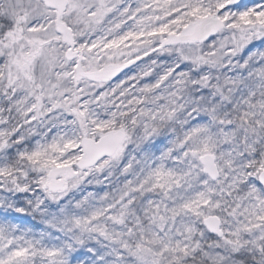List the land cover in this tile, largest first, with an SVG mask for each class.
Returning <instances> with one entry per match:
<instances>
[{"label":"snow or ice","instance_id":"1","mask_svg":"<svg viewBox=\"0 0 264 264\" xmlns=\"http://www.w3.org/2000/svg\"><path fill=\"white\" fill-rule=\"evenodd\" d=\"M0 264H264V0H0Z\"/></svg>","mask_w":264,"mask_h":264}]
</instances>
